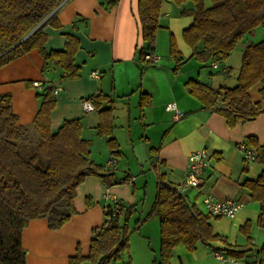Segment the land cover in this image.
<instances>
[{"label":"crops","instance_id":"0c3cea01","mask_svg":"<svg viewBox=\"0 0 264 264\" xmlns=\"http://www.w3.org/2000/svg\"><path fill=\"white\" fill-rule=\"evenodd\" d=\"M107 2L62 0L54 16L43 22L47 52L64 50L70 35L79 39L74 57L79 76L66 77L61 66L46 60L37 49L0 67V96L11 94L19 125H33L43 101L41 94L48 85L60 87L51 110V131L57 132L66 120L80 119L82 137L90 143L89 158L102 164L107 175H88L78 186L76 213L61 228L50 229L44 217L30 221L23 232L27 264H70L71 256L78 252L88 255L94 228L104 225L105 208L111 204L104 196L106 192L116 195L126 206L135 205L129 225L142 232L144 240L138 242L136 251L131 247L119 261L109 264H155L161 247L160 221L158 217L144 218L153 206L158 176L162 173L180 185L182 194L197 211L207 214L202 198L207 193L218 199L237 197L243 203L233 218L210 215L214 233L224 239L207 245L198 243L194 251L178 245L171 264H224L215 252L227 255L229 250L243 252L238 257L239 264L256 263L261 259L264 243V228L258 224L260 203L253 200L243 182L257 179L264 170V162L256 155L246 158L240 145L247 143L249 136L264 144V101L260 95L263 83L249 91L254 102L262 103L261 112L248 121L239 119L231 127L216 107H206L188 91L187 82L192 79L215 89L236 86L245 48L262 41L264 31L256 39L245 35L229 58L214 66L215 61L197 60L184 39V31L194 22L195 1L162 2L154 44L143 39L139 0H119L112 7ZM202 2L205 7L212 5V0ZM172 38L184 58L177 70L170 53ZM151 51L160 55L159 61L146 60L140 54ZM97 70L99 75H92ZM35 80L44 88L32 85ZM99 93L109 100H104L99 109L87 111L83 100L92 101L91 97ZM171 103L182 115L167 109L166 105ZM111 106L118 157L111 153L107 137L98 132L99 110ZM200 148L211 152L210 166L199 186L184 185L189 155ZM112 158L117 162L108 168L107 161ZM138 219L142 220L139 225ZM145 225L148 229L143 231Z\"/></svg>","mask_w":264,"mask_h":264},{"label":"trees","instance_id":"16d2710c","mask_svg":"<svg viewBox=\"0 0 264 264\" xmlns=\"http://www.w3.org/2000/svg\"><path fill=\"white\" fill-rule=\"evenodd\" d=\"M107 1V5L112 7L119 0ZM163 1L139 0L143 39L149 44L156 42ZM171 1L182 4L188 0ZM193 1L197 4L194 22L184 31V39L191 46L193 56L203 63L226 61L245 35L254 33L258 26L264 27V0H212L210 7H205L202 0ZM61 2L0 0V67L37 49L46 60L61 66L66 71V77L79 76V67L74 60L79 48L76 36H69L64 50L47 52L45 49L47 34L42 31L43 22L54 16L53 12ZM170 53L176 61L177 70L184 58L174 38ZM140 54L144 56L143 52ZM259 82L263 83L260 95L264 101V39L245 48L236 86L215 89L191 79L187 88L206 107H216L233 127L237 120L248 121L261 112L262 103L254 102L249 92ZM55 88L50 84L41 94L43 101L32 126L18 124L11 94L0 96V264H27L23 232L30 221L44 217L48 219L50 229L61 228L76 213V189L85 178L88 175L107 177L102 164L89 158L90 143L82 137L80 119L66 120L57 132L51 131ZM91 100L99 109L109 97L99 93ZM113 110V106L99 110L101 120L98 132L107 137L111 153L118 157L120 150L113 135ZM247 143L264 162V144L255 136H249ZM243 183L250 190L253 200L260 203L258 224L264 228V170L257 179ZM117 205L121 213L115 217H111L113 206H106L105 223L100 228H94L88 255L78 252L71 256L70 264H83L85 261L109 264L119 261L129 252V220L135 205L126 206L120 201ZM152 217H158L161 228V247L155 264H171L173 250L178 245L194 251L198 243L207 245L224 239L214 233L210 215L190 205L180 185L171 181L165 173L158 176L157 195L144 220ZM141 221L138 219L137 225ZM260 253L261 259L256 264H264V243ZM227 255L238 258L243 252L229 250Z\"/></svg>","mask_w":264,"mask_h":264},{"label":"built area","instance_id":"2783aa9c","mask_svg":"<svg viewBox=\"0 0 264 264\" xmlns=\"http://www.w3.org/2000/svg\"><path fill=\"white\" fill-rule=\"evenodd\" d=\"M143 57L144 59L152 62H157L161 58L160 55L154 52H146L144 53ZM213 65L217 66V63L214 62ZM92 75L98 76L99 75L98 70L94 71ZM32 85L38 87L39 89L44 88L43 84L38 80L33 81ZM59 90L60 87H56L54 89V94H57ZM83 105L87 111L96 109L94 103L88 99L83 100ZM166 106L167 109L169 110H176L179 116L182 115V113L177 110L175 104L171 103ZM240 149L244 151L246 158L251 159L255 156L253 149L248 145V143H242L240 145ZM210 161H211V152L208 150V148H200L193 150L189 155L190 167H189V171H187L188 174L184 185L195 186V187L199 186L203 182L202 175L205 172V169L208 166H210ZM116 162L117 159L112 158L111 160L107 161L106 166L110 168L114 164H116ZM104 196L106 199L110 200L111 205L113 206L111 217H115L117 216V214H120L121 209L117 205V203L119 202L117 196L110 192H106ZM202 198L206 212L211 216H226L233 218L243 207V203L239 199H237V197L218 199L215 195L211 193H207ZM215 255L224 264H239L238 258L236 257L228 256L218 251L215 252ZM250 264H256V263L252 262Z\"/></svg>","mask_w":264,"mask_h":264},{"label":"rangeland","instance_id":"374dc122","mask_svg":"<svg viewBox=\"0 0 264 264\" xmlns=\"http://www.w3.org/2000/svg\"><path fill=\"white\" fill-rule=\"evenodd\" d=\"M257 30V31H256ZM256 30L254 31V33H252V34H248V35H246V36H252L254 39H256V38H258L259 37V33L261 32V31H264V27L263 26H258L257 28H256ZM257 32V33H256ZM256 41V40H255ZM137 218V215L136 216H134V219H132V223H134L135 222V219ZM133 226H134V224H133ZM144 230L143 231H145L146 229H148V227L145 225L144 226V228H143ZM144 234V233H143ZM129 238H130V248L132 247L135 251L137 250V248H138V242H144V240H143V237H142V232H139V230L138 229H136L135 227H133V228H131V230H130V235H129ZM148 242V241H147ZM152 244H155V240H152V241H150ZM128 256V255H127ZM113 262H115V261H113Z\"/></svg>","mask_w":264,"mask_h":264},{"label":"water","instance_id":"95a60500","mask_svg":"<svg viewBox=\"0 0 264 264\" xmlns=\"http://www.w3.org/2000/svg\"><path fill=\"white\" fill-rule=\"evenodd\" d=\"M40 25H41V24H39L37 27H39ZM37 27H36V28H37ZM36 28H35L33 31H35ZM33 31H32L31 33H29L24 39L28 38V37L33 33ZM24 39H23V40H24Z\"/></svg>","mask_w":264,"mask_h":264}]
</instances>
